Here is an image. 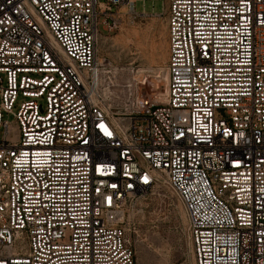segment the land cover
<instances>
[{
	"label": "built area",
	"instance_id": "built-area-1",
	"mask_svg": "<svg viewBox=\"0 0 264 264\" xmlns=\"http://www.w3.org/2000/svg\"><path fill=\"white\" fill-rule=\"evenodd\" d=\"M135 2L0 0V264H137L165 186L195 264H264V0H166L164 98L121 111L98 25Z\"/></svg>",
	"mask_w": 264,
	"mask_h": 264
},
{
	"label": "rangeland",
	"instance_id": "rangeland-1",
	"mask_svg": "<svg viewBox=\"0 0 264 264\" xmlns=\"http://www.w3.org/2000/svg\"><path fill=\"white\" fill-rule=\"evenodd\" d=\"M135 3L136 13L128 12L124 4L118 6L121 22L117 27L107 25L103 30L98 25L99 46L108 60L107 69L112 70L109 91L102 97L121 111L132 110L136 97L157 94L162 100L165 94L166 0ZM128 212L137 264H195L185 212L170 188L151 190L131 200Z\"/></svg>",
	"mask_w": 264,
	"mask_h": 264
},
{
	"label": "bare ground",
	"instance_id": "bare-ground-1",
	"mask_svg": "<svg viewBox=\"0 0 264 264\" xmlns=\"http://www.w3.org/2000/svg\"><path fill=\"white\" fill-rule=\"evenodd\" d=\"M110 72L112 73V70L106 69L103 74H101V77L99 79V87L101 89V92L104 94H107V90L109 91V85L110 81H107L108 79H111ZM109 73V74H108ZM106 77V78H105ZM110 95V94H109Z\"/></svg>",
	"mask_w": 264,
	"mask_h": 264
}]
</instances>
